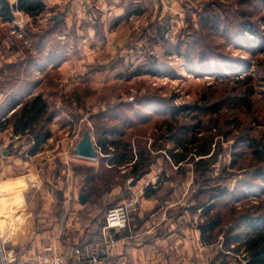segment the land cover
I'll return each mask as SVG.
<instances>
[{"label":"rangeland","instance_id":"1","mask_svg":"<svg viewBox=\"0 0 264 264\" xmlns=\"http://www.w3.org/2000/svg\"><path fill=\"white\" fill-rule=\"evenodd\" d=\"M136 1H126L127 6L124 11L129 17L125 18L122 24L112 26L111 20L115 16L104 18L102 21L100 14L96 11L94 13L97 15L96 18L91 19L90 22L85 17L81 21L76 19L78 22L75 25L72 22L74 19L72 15L76 14L72 13L70 17L74 30L66 29L62 25L61 29L52 36L55 42L61 41L65 45L63 51L61 50L64 54L61 63L64 65L61 70L53 73L54 77H51L49 83L43 85V91L47 90L49 93L52 91L54 95L50 96L48 101L65 112L62 119L66 120V129L63 133L62 131L58 133V129L54 128L53 137L67 139L66 149L69 147L71 153L74 152L76 144L85 131L89 133L92 142L96 145L94 123L90 119L94 113L102 112L109 115L108 118L112 119L110 125L116 123L119 117L138 120L142 118L143 113L151 114L150 121L166 117L170 113H183V115L190 113L189 115L196 114L206 118L205 112L193 111L195 105L203 103V97H208L204 105L221 102L222 97H225L234 87V80L241 78L245 71L260 74L257 68L251 65L253 57L249 54V48H255L258 44L254 42L248 47L246 40L252 41L251 36L237 25L241 19L238 13L241 9L248 8L254 14L251 19L255 21L257 35L264 36V5H254L256 0L252 2L245 0H174V3L170 0H161L155 9L144 5L142 1ZM206 5H208L207 10ZM140 7H144L143 11ZM137 8L141 10V13L133 14ZM208 13L217 15L220 19V22L216 24V31L207 30L206 27L201 26L202 18ZM37 19L39 23L36 27L29 20L25 21L18 17L16 20L21 21L23 26L21 34H10L7 37L4 33H0V69L5 64L15 63L28 55L27 49L31 46V42L24 36L26 34L24 28L28 26L33 32H41L50 23L42 22L40 17ZM97 21H100L99 26H96ZM158 26L161 28L168 26V31L164 32L162 38L159 37L161 34L156 33ZM235 36L239 41L237 43L234 41ZM150 55L156 62V72L145 71L140 75H131L138 65L144 63L145 69L150 66V60L148 62ZM4 59L7 61L3 62ZM36 72L34 74L39 77L41 74H36ZM4 73L14 74L15 70L11 69ZM252 99L255 102L254 106L262 108L259 95L253 96ZM112 111L113 114L110 113ZM262 113L264 110L263 112L259 109L256 111L257 116H261ZM207 115L210 116L208 113ZM239 116L245 119L244 124H248L243 111L239 112ZM149 125L146 128L147 137L145 136L149 139L146 140L148 146L153 141L155 142L152 135L156 133L152 126L153 123ZM225 129H230V126H225ZM263 132L264 122L254 126L251 130L253 134ZM235 134L237 132L233 133ZM217 139L222 149L217 153L218 161L212 171L214 176H219L223 173L222 169L229 165L231 145L234 143L230 137H216L215 140ZM71 143L72 146H70ZM158 143L160 141L155 142V144ZM163 143L165 149L173 148V143L166 141ZM243 149L240 145L235 150L241 152ZM96 150L98 151L97 148ZM97 157L94 162L87 163H94V169L104 173L101 169L103 163L101 154ZM41 161L36 177L26 175L25 170L21 173L23 174L21 185L25 190L24 197L22 194L19 195L20 197L13 204L14 215L22 213L25 217L24 222L20 224V229L17 230L23 236L31 231L27 217L32 216L33 219L35 215H38L43 224L42 229H46L49 220L45 215L47 212L49 215L54 213L53 210L44 208L46 203L57 202V195L63 194L64 190L69 193L70 189L69 180L63 173L64 166L59 163L51 164L50 167L42 166ZM249 163V157L246 156L235 163L230 170L235 174L239 168L245 166L249 168ZM75 164L76 162L74 164L72 162V177L69 176V179L80 187L85 171L76 172L75 167H78V164ZM171 170L172 168L161 157H157L150 171L160 177L162 174L163 179L164 173H169ZM238 176H241V173L233 175L227 185H233ZM194 185L193 180L192 186ZM125 189L126 185L123 186L119 195ZM116 195L118 194L110 196L107 193L103 198L92 196L90 205L77 211V217L70 219L71 230L68 234L77 231L82 225L89 226L90 231L96 229L102 221L107 204L114 202ZM72 202L76 203V200L73 199ZM66 216L63 219L59 216V219H62L60 223L65 220L60 229L64 228ZM67 221H69L68 217ZM77 222L78 224L75 225ZM76 227H78L77 230H74ZM82 234V236L73 235L77 237V240H71L70 246L73 241L79 239L82 241L81 238L85 235L84 232ZM28 242L13 238L12 241L4 243V248L15 252L17 257L18 253L23 250H29L27 249L30 246ZM24 255L25 257L30 256L28 253Z\"/></svg>","mask_w":264,"mask_h":264},{"label":"trees","instance_id":"2","mask_svg":"<svg viewBox=\"0 0 264 264\" xmlns=\"http://www.w3.org/2000/svg\"><path fill=\"white\" fill-rule=\"evenodd\" d=\"M41 3V0H17L10 7L8 3L0 1V17L12 21L13 10L36 18L45 12V7ZM256 4L264 5V0H256L254 5ZM136 13L137 9L133 11V14ZM238 14L241 19L237 25L251 36L252 41L246 40L247 46L250 47L254 42L258 44L255 48H249V54L253 57L251 65L255 66L260 74L245 71L241 78L234 80V87L222 97L224 100L221 102L204 105L208 97H203V103L195 105L193 111L205 112L206 118L196 114L189 115L190 113L184 115L170 113L166 117L150 121V113L141 115L139 112L142 118L138 120L119 117L116 123L110 125L112 119L108 118L109 115L102 112L92 114L90 119L94 123L95 143L103 154L101 169L104 173L96 171L91 164L77 162L78 167H75V171L79 173L85 171L80 189L87 193L84 206L86 208L90 205L92 196L103 198L113 186L123 183L125 185L129 176L134 180L144 176L151 170L157 157L176 165L174 173L167 175L164 173L162 179L164 181L178 182L185 177L188 170H192L195 185L191 195L193 200L191 208L199 209L203 217V220L198 222L202 237L207 232L210 233L208 236L213 237L221 233L224 247L230 248V244H234L233 250L243 249L246 252L249 256L246 264H264V132L251 133L254 126L264 122V113L261 116L256 115L258 109L262 112L264 110V36L257 35L255 21L251 19L254 14L250 9H241ZM219 22L217 15L208 13L202 18L201 26L216 31V24ZM61 26L62 23L50 22L41 32H33L27 26L24 36L30 40V45L36 53H29L24 59L7 63L0 69V92L10 91L8 95L11 102L19 104V107L5 118L4 123L10 124L15 134L25 136V142L31 144L27 150L28 154H35L41 149L42 144L50 137V123L61 110L54 103L51 104L49 98H44L41 93L34 94L33 91L37 86L43 87L51 81L56 71L55 67L64 58L61 50L63 51L65 45L58 40L55 42V38L52 37ZM156 30L162 38L164 32L168 31V26L163 28L158 26ZM234 41L239 42L237 36L234 37ZM45 44H48L47 50L43 49ZM149 60V67L145 69L144 63L138 65L131 75H140L145 71L156 72V62L152 55L148 57V62ZM51 61L54 62V68L45 73L44 80L34 75L35 71L44 68ZM11 69L15 70L14 74L4 73ZM47 95L52 96L54 93L50 91ZM255 95H259L262 108L253 105L255 102L252 97ZM113 111L110 113L113 114ZM240 111L246 115L248 124L243 123L245 119L239 116ZM63 121L66 122L64 119ZM151 122L157 133L152 135L153 139L160 143L155 144L153 141L148 146L146 128ZM225 126H230V129H225ZM234 132L237 134L233 135ZM216 137H230L234 141L231 145V161L222 169L223 173L219 176L212 175L214 165L218 161L217 153L222 149L220 141L215 140ZM164 141L173 143V148L165 149ZM240 145L244 149L238 152L235 149ZM246 156L249 157L250 167L239 168L241 176L235 179V183L229 189L227 183L238 173L234 174L230 168ZM106 164L111 167L108 168ZM120 166L127 168L124 174H118ZM151 189L143 196L153 194ZM126 191L125 189L118 197L127 195ZM249 196L256 197V200H250ZM121 200L122 198L114 201L115 203L112 201L108 203L105 211ZM240 200L244 203L241 206L238 205ZM102 222L103 218L94 231H97Z\"/></svg>","mask_w":264,"mask_h":264},{"label":"crops","instance_id":"3","mask_svg":"<svg viewBox=\"0 0 264 264\" xmlns=\"http://www.w3.org/2000/svg\"><path fill=\"white\" fill-rule=\"evenodd\" d=\"M0 1L8 3L10 7L17 2V0ZM126 1L127 0H41V4L45 7V12L36 18L24 12L13 10L12 15L14 19L12 21H6L4 18L0 17V33H4L7 37L10 36V34H12L11 29L15 24L14 21H16L18 17L25 19V21L29 20L36 27L39 23L37 22V18L40 17L44 23L46 21L48 23L52 22V24L62 23L66 29L71 30L72 28V30H74V24L71 25L70 17L72 13L76 14L72 15L74 18L72 22L76 25L78 22L76 19L81 21L85 17L90 22L91 19L96 18L97 15L94 14L96 11L100 14V19L102 21L104 18L115 16L112 17L111 25L116 26L118 23L122 24L121 22L129 17L128 14H126L127 12L124 11V8L127 6L125 4ZM128 1L134 2L136 0ZM139 1L155 9L159 6L157 3L161 0ZM170 2L174 3V0H170ZM140 8L143 11L144 7ZM137 10L138 13H141L139 8H137ZM172 11L175 12V10ZM57 15L60 18L56 19ZM99 22L100 21L96 22V26H99ZM32 23H30V25ZM22 30L23 27L21 28V32ZM91 32H89V34H91ZM47 47L48 44H45L43 49L47 50ZM27 50L28 54L36 53L31 46H29ZM5 61L7 60L4 59L3 62ZM61 61L57 64V67H55L56 70L62 69L64 63H61ZM52 68H54L53 61L49 62L44 68L38 69L36 74H41L38 78H43L44 80L45 73ZM43 90V87L37 86L33 91L34 94L41 93L44 98L48 99L50 97L47 95L48 91ZM9 92L8 90H6V92H0V144L5 146V152L2 157H0V240L3 244L7 241H12L13 238H15V240L20 238L21 242L29 241L28 244L30 243V246L27 248L29 250H23L21 253H18L19 256H23L26 253L37 252L46 245H51L57 251H62L77 243L80 244L89 241V239L91 240L92 236L96 233V231H94L96 229L90 231V227L87 225H82L80 228L76 227L74 230L78 228L77 231L68 234V231L71 230L70 219L77 217L76 212L85 208L86 200L84 203H80L79 195L87 194L81 191V185L77 187L75 182H72L73 187L69 189V193L64 190L63 194L57 195V202L46 203V207L44 208L54 211L51 215H49L48 212L45 215L47 216V220H49L46 229H42L43 224L40 222L39 216L35 215L33 219L31 218L32 216L27 217L30 223V233L27 235L24 234L25 236L18 233L17 230L20 229V224L24 222L23 220L25 217L22 216V213L17 216L14 215L15 207L13 204L15 200L20 197L19 195L22 194V197H24L25 190L21 185V179L23 177L21 173L26 171V175H38L40 160H42V166L47 165L50 167V165L54 163H59L63 166L61 162L65 157L64 151L67 146V139L65 140L64 137H62V139L60 137L54 138L53 136L55 129H58V133L60 131H62V133L65 131L66 122H63L62 119V116L65 115L64 110L56 106L61 110L49 125L50 137L42 144L38 152L35 154H28L27 150L31 144L25 142V136L15 134L12 130V126L10 124L5 125L4 123L5 118L9 117L19 107V104H13L11 102L8 95ZM72 125L74 126L75 123ZM98 154H101L100 151ZM101 156H103V154H101ZM165 157L168 159L167 155ZM96 159H83L76 155L72 157L71 163L73 162L74 164L77 162L94 166V163L87 162H94ZM166 163L172 168L169 173H174L176 165L172 162L168 163V161H166ZM106 166L108 168L111 167L107 164ZM121 168L125 169L126 167L120 166L118 168V174H124L126 172L125 170V172L122 173ZM169 173H166V175ZM193 175L192 170H188L185 177L180 181L178 180V182L175 180L164 181L162 180V174L161 177L158 175L159 178H161L159 183L152 187V189H145V192H148L149 189L153 190V194L142 196L137 211L132 214L130 223L132 237L124 246L123 254L111 257L108 264H198L200 259L205 260L206 264L247 263L249 256L243 249L239 251L233 250L235 247L234 244H230V248L224 247L221 233L213 237L212 235L208 236L210 233L207 232L202 237L198 229V222L202 221L203 217H201L199 209L193 210L191 208L193 204L191 195L194 190V186H192L194 180ZM154 176H156V174L149 171L141 178L134 180L131 185L135 188L142 187L146 181L153 179ZM123 184L113 186L108 192L110 196L118 194L114 197L117 198L115 201H119L121 198L123 199V197H118L120 191L123 190ZM231 188L232 185H229V189ZM126 190V193H128L127 185ZM251 194L252 193H249V195ZM73 199L76 200V203L72 202ZM249 199L255 201L256 197H250ZM19 203L20 202H18V204ZM242 204L244 203H241L240 200L238 205L241 206ZM59 216H62V219L66 216V223L63 229L60 228L65 220L60 223L62 219H59ZM67 217L69 221H67ZM77 224L78 222L75 223V225ZM83 232L85 235L81 238L82 241L80 242V239L78 241H73L70 246L69 243L71 240H77V237L73 235L77 234L78 236H82ZM227 251L231 253H227Z\"/></svg>","mask_w":264,"mask_h":264},{"label":"built area","instance_id":"4","mask_svg":"<svg viewBox=\"0 0 264 264\" xmlns=\"http://www.w3.org/2000/svg\"><path fill=\"white\" fill-rule=\"evenodd\" d=\"M12 34L22 33L23 27L21 21H14ZM72 146V143L70 144ZM95 147L100 151L99 147ZM95 148V149H96ZM5 152V146L0 144V157ZM63 173L69 180L70 188L73 187L72 181V157L76 156L74 152H70L69 147L64 151ZM111 166V165H110ZM121 172L125 169L121 168ZM159 176H154L148 180L142 187L135 188L131 184L134 179L129 176L126 180L128 186L127 195L117 204L108 208L103 216V222L98 227L96 233L91 240L85 244H75L70 248L57 251L51 245L43 246L39 251L28 253L30 256H17L13 251H7L3 242L0 240V264H108L111 257L123 254L124 246L132 237L131 217L137 211L140 199L144 195L146 188H152L159 183ZM70 192V190H69ZM227 253H231L227 251ZM198 264H206L205 260L200 259Z\"/></svg>","mask_w":264,"mask_h":264},{"label":"water","instance_id":"5","mask_svg":"<svg viewBox=\"0 0 264 264\" xmlns=\"http://www.w3.org/2000/svg\"><path fill=\"white\" fill-rule=\"evenodd\" d=\"M60 18L58 15L56 17ZM74 153L83 159H89V160H94L98 156V151L95 149V145L92 142V139L89 135L88 132H84L82 135V138L80 141L76 144L74 148ZM87 198V194H80L79 195V201L80 203H84V201Z\"/></svg>","mask_w":264,"mask_h":264}]
</instances>
